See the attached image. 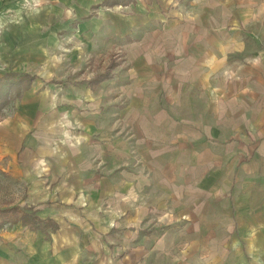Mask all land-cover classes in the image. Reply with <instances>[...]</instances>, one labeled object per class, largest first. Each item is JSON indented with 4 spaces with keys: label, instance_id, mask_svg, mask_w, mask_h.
<instances>
[{
    "label": "crops",
    "instance_id": "1",
    "mask_svg": "<svg viewBox=\"0 0 264 264\" xmlns=\"http://www.w3.org/2000/svg\"><path fill=\"white\" fill-rule=\"evenodd\" d=\"M101 2L0 0V76L48 63L61 32L64 61L102 38L117 64L5 107L0 209L57 228L6 224L0 264H264V0Z\"/></svg>",
    "mask_w": 264,
    "mask_h": 264
},
{
    "label": "rangeland",
    "instance_id": "2",
    "mask_svg": "<svg viewBox=\"0 0 264 264\" xmlns=\"http://www.w3.org/2000/svg\"><path fill=\"white\" fill-rule=\"evenodd\" d=\"M33 9H35V8H33ZM33 9H30V10H33ZM103 9H110V8L104 7ZM90 12H91V10H90ZM50 26H51L50 23L45 25L43 31L48 30V28ZM71 27L73 28L74 25ZM76 39H78L77 35L72 36L71 33H67V32L62 33L61 32L58 34V40H59L58 43H59L60 47L62 48V46H63L62 43L67 44V46H65V50H66L65 53L66 54L69 53V51H71L73 49V47H75V45H74L75 42L73 43V41H75ZM100 40L101 41H98L100 43V45L95 46V49L99 50L97 52V55H95V56H86V54L88 53L86 50L84 52L83 50H80L78 48L74 49V50H77L76 53L79 54V57L76 60L79 61L80 60L79 58L81 56L82 62H80L79 65H77V64L72 65V63H73L72 61H74V59H73V57H70V54L66 55L65 61H64L63 60L64 57H63L61 48H59V53L57 52L56 49H52L53 51H52V54H50L49 62L48 63H46V62L41 63L40 59L35 60L34 63L31 66H29L30 67L29 73L33 74L36 78H38L39 82L49 80V79L58 80L62 77L63 79H66V80H71V79L73 80L75 78H78L79 80H81V82H79V84H84L89 79L93 78L97 74L104 71V68L107 65L106 63L108 62V56L113 53V51H109V50L104 49V47L107 46V44L104 43V39L101 38ZM49 42L50 41H48V43ZM50 48H54V46H52ZM55 51L57 52V54ZM119 52H120V50L118 51V53ZM59 61L61 62V64L66 63L65 64L66 68H63V67H61V65H58ZM47 65H49V69H45L47 67ZM37 87L40 90L41 84H38ZM47 87H50V86H47ZM50 88L52 90V95L54 96L53 97V103H51L53 105V107H51V109H53V111H59V109H58L59 103H58V99H57V96H59L58 95L59 87L58 86H51ZM44 89L45 88H43V90ZM17 104H18L17 102L12 103L6 109L4 108L2 110L3 111L2 115L4 114L2 119L11 113L17 112V108L19 105V104L18 105ZM1 122H2V120H1ZM56 123L59 125V118L56 120ZM0 178H1V173H0ZM2 178L4 179V178H6V176L4 175ZM4 188H5V190L8 189L7 186L2 185L1 180H0V190L4 189Z\"/></svg>",
    "mask_w": 264,
    "mask_h": 264
},
{
    "label": "trees",
    "instance_id": "3",
    "mask_svg": "<svg viewBox=\"0 0 264 264\" xmlns=\"http://www.w3.org/2000/svg\"><path fill=\"white\" fill-rule=\"evenodd\" d=\"M135 0H102V2L93 7L94 10H100L104 7L114 8L117 6H130ZM117 64L110 61L108 68L103 74L95 76L94 83L98 84L106 79H111V70ZM34 75L26 73H3L0 76V118L2 110L12 101L19 99L21 94L31 87V83L35 80ZM22 223L31 231H55L56 226L50 220H40L36 217L31 208H5L0 209V229L6 224Z\"/></svg>",
    "mask_w": 264,
    "mask_h": 264
}]
</instances>
